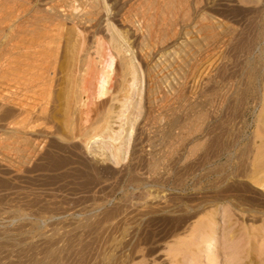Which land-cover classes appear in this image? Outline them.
<instances>
[{
  "label": "rangeland",
  "instance_id": "1",
  "mask_svg": "<svg viewBox=\"0 0 264 264\" xmlns=\"http://www.w3.org/2000/svg\"><path fill=\"white\" fill-rule=\"evenodd\" d=\"M7 1L16 6L11 7ZM13 1L0 0V264H109L117 256L120 260L123 250L128 253L135 246L133 259H127L125 264L134 261L137 264L145 261L176 264L168 254L169 248L186 237L191 247L185 255L178 256L182 261L177 264H264V188L253 187L252 180L238 170L243 161L251 162L256 148L253 139L260 142L256 136L259 122L264 126V0H181V3L175 0L174 3H179L177 8L171 0L169 3L174 7L171 10L168 5V16L165 15L160 27L162 30L165 27V31L159 28L160 33L151 44L153 48L148 49H152L151 54L147 50L148 58L144 55L146 51L139 47L141 32L136 33L132 24L121 19L122 12L130 8L128 4L134 0H107L111 8L114 7L102 16L101 26L106 29L108 20L115 23L117 29L133 26L135 36L131 41H135L132 44L135 50L132 53L140 70L135 91L126 94L133 96L131 103L135 110H126L112 123L114 131L121 136L117 142L125 138L120 145L124 156L121 163H116L117 158L112 154L115 149L109 138L100 142L93 139V147H86L70 130L67 131L69 139L58 138L54 123L37 124L38 129L46 130V138L41 137L40 149L33 156H24L22 140L16 138V143L12 140L13 145L9 144L8 131L12 124L3 117L5 107L10 105L6 103H9L8 97H23V88L27 86L23 83L25 77L21 79L24 57L20 52L24 44L27 45L22 41V34L29 32L31 36L41 28L39 20L38 24L29 17L28 22V17L18 15L22 10L18 7L20 0ZM133 2L131 4L135 5ZM149 2L132 6L147 5L153 11L156 1ZM34 4L43 6L45 3ZM165 22L168 23L164 26ZM206 25L210 27L208 31L203 30ZM189 28L193 31L187 38L201 37L199 56L204 60L200 58L198 74L191 73L189 83L181 89V71L175 73L173 68L181 60L185 32ZM196 28L202 30L198 33ZM35 35L36 38L38 35ZM126 55L130 56L131 52ZM147 70L152 71L153 76ZM147 72L150 79L158 82L159 88L149 80ZM149 84L155 87L151 99ZM193 89L198 91L197 97L183 106L182 92ZM49 96V100L44 98L43 101L50 107L54 103L53 93ZM110 97L105 98L109 104ZM140 105L141 113L138 112ZM103 108L101 106L98 112ZM98 112L93 111V122L99 118ZM190 116L197 118L188 119L186 123L185 118ZM124 121L126 124L120 129ZM183 123L187 126L189 123L187 131L183 130L186 127ZM183 131L189 136L185 137ZM56 140L63 143L61 148L56 147ZM196 140L201 143L200 147ZM192 144L196 145L190 147L195 152L189 156L188 148ZM216 166H220V171ZM245 186L250 189L243 190L248 189ZM219 191L224 194L228 191L230 199H220L217 203L214 196ZM230 200L241 205L234 207ZM216 208L215 229L208 233L201 228L191 239L189 235L199 217ZM225 209L232 213L229 217L224 215ZM210 233L219 237L215 254L206 250L204 238ZM122 246L126 249L121 250Z\"/></svg>",
  "mask_w": 264,
  "mask_h": 264
},
{
  "label": "bare ground",
  "instance_id": "2",
  "mask_svg": "<svg viewBox=\"0 0 264 264\" xmlns=\"http://www.w3.org/2000/svg\"><path fill=\"white\" fill-rule=\"evenodd\" d=\"M10 1H13V0H10ZM140 1L134 0V2L133 1L132 2L135 5H136V3L138 4V3H142V2L146 4L150 0H148V2H146L147 0L145 2L143 0H142V2H140ZM154 1H156V6L153 10L154 12L151 11L152 7H149V9H148L147 5H146L147 7L145 5H143L146 8L145 7L142 8L141 7L142 4H141L140 7L135 8V7H133L135 5L131 4L132 2H130V5L128 4V6L130 8L126 7L127 11L125 10L122 12V13H124V15L122 14L123 18H121L122 20L124 19V22L126 21V23H127V21H128L129 24H132L134 26L136 33H137V31L141 32V34H140L141 40L139 39L138 43H139L140 50L144 51V53L146 51V54L143 53L145 55V57L149 54V53L147 54V50L151 47L152 41L154 42L156 35L158 33H160V30H162L161 28L163 26L162 25L163 21L165 20V15L167 13L168 5L170 4L169 6H171V3H169L171 0H168V2H167V0H154ZM174 1L175 0H173L172 2H173V4H175V7L173 5L172 6L174 8H177L176 7L177 3L176 2L174 3ZM7 2H9V1H7ZM36 2H41V3H45V4L44 5L41 4L43 6H39V5L34 4ZM150 2H152V0ZM9 3L11 5V2H9ZM13 3H14V1H13ZM19 3L21 5L20 4L18 5V3H17V5H18V7L19 6L22 7V10L20 11V13H18V15L22 14L26 18L28 17V19L26 21H28L30 18H32V20L34 19V21L36 19V21H35L36 23H38V24H39V22L41 23L40 24L41 28L39 27L40 30H36L39 32L33 33L30 31L31 33H33L31 36L29 35V32L26 34L24 33L25 35L22 34V36H24V37H22V41L24 40L27 43V45L24 44V48L20 52L22 54V56L24 57V59L22 60L23 63L21 65L24 67V71L22 70L23 67L20 70H22L24 73L23 77L21 79H23L25 77L23 80L24 81L23 83H25L27 86L23 88V90H25V94H23V97H22V95L21 96L15 95V97L20 96L19 98L8 97L9 103H6V104H8V105L10 104V105L5 107L6 109L4 110V116H3V117H6L8 120H10L8 124H12V126L10 125L12 129L8 126L9 130H10V131H8L9 135L7 134L8 138L10 137L9 139L11 141L13 140L15 143L17 141L16 138L18 140L19 139L22 140L23 143L25 142L26 144L24 143L25 146L22 148V152L24 153V156L30 157L31 155L33 156L34 154H36L38 152V150L40 149L39 146L41 144L40 143L41 137L44 138L45 137L44 135L46 133L45 132L46 130L44 131V130L38 129L37 124L40 122V124H42V125L45 124V126H48V124L54 123V125H53L55 127L54 132L59 135L58 138L60 137L61 139H66V138L69 139L67 131L70 130V131H73V133H75V137L80 138L81 139L80 141L87 145L86 147H89L90 145H91L90 147H93L92 146V140L93 139L100 142L99 140H101V139H104L106 137L109 138V140L111 141L110 145L112 147H114V149H115V151L112 154L114 155L115 158H117L116 163H121V161L124 160V156L122 154L123 151H122V148L120 145L125 142L124 141L125 138H123L122 142H119V143L117 142L118 138L121 136L117 135V133L114 131L112 123H113L115 117L123 116V114L126 110H128V109L129 110H131V109L135 110L134 104L131 103V101L133 100V96L131 94L126 95L128 93H133L135 91V88H134L135 81L140 76L139 75L140 70L138 69L139 68L138 63H136V61L133 57V53H132L135 50L134 49L135 45H132L133 43H135V41L134 42L131 41L133 39V36H135L133 34L134 32H132V30H131V27H133V26L129 25L130 29L129 28L126 29V27H125V29H117V27L115 26V23L111 24L110 21L108 20L107 25L104 26V28H106V29H103V26H101V20L100 19L102 18V16L106 12L110 11V9L112 10L114 7V6H112V8H111V5L109 3H107V0H20ZM180 3H181V0H180ZM1 4H3V3L1 2ZM152 4H150V5H152ZM182 4H184V1L182 2ZM177 5H179V3ZM12 6L14 7L16 5H11V7ZM136 6H139V4ZM152 6H154V5H152ZM172 6L170 7L171 10L173 8ZM183 6H185V5H183ZM18 7H17V9H18ZM42 7H44V8H42ZM121 11H122V8H121ZM169 11L170 10H168V14H170ZM173 12L175 13L176 11H173ZM14 14L16 15V13H14ZM167 16L168 15H166V17ZM26 18H24V19H26ZM121 19H120V21H121ZM38 20H39V22H37ZM30 21L31 20H29L28 22H30ZM168 22H169V20H168ZM167 23L165 22L164 26H165V24L167 25ZM42 25H43V29H45V31L42 29ZM53 27H54V30L52 29ZM159 28H160V30H159ZM199 28H201V26ZM209 28L210 27H208V25H206L203 27V30H207ZM164 29H165V27H164ZM164 29L162 31H165ZM196 30H197V28H196ZM201 30L202 29H199L196 32L201 31ZM192 31L193 30L191 28H189V30H187L185 32L187 35H185L186 38L184 39V43L182 45L183 46L182 47L183 55L180 57L181 60H179L180 62L178 63V65L176 66L174 64L175 67L173 66L174 67L173 71L175 73H177V72L179 73L181 71L180 72L181 76H179V78L182 77L181 79H183V80L181 82L178 81L179 84L181 83V85H180L181 89H182V87H186V84L189 83V82L187 83V80H188V77L191 73L194 75L198 74L197 69L201 65L200 64L201 61L204 60V58L202 59V57L199 56L200 55V52H199L200 49L199 48L201 47V46H199V43H200L199 39L201 40V37L198 38L197 36H193V38L191 40H190V38H187L188 35H190V33ZM207 31H205V33ZM106 32H108V34ZM35 33H37V35H38L36 38L34 37ZM204 35L205 34H203V36ZM162 36H163V33H162ZM32 37H34L35 39ZM158 37H159V35H158ZM31 38H32V40H31ZM136 39H137V37H136ZM160 39H162V38H160ZM204 39H203V41H205ZM191 41H192V44H191ZM200 45H202V44H200ZM151 48H153V47H151ZM151 50L152 49H150L148 51L150 52ZM200 51H202V50H200ZM127 52H131V55L127 56L126 55ZM139 52H141V51H139ZM150 54H151V52H150ZM174 56H176V55H174ZM148 57H146V58H148ZM200 58L202 59L201 61H200ZM164 62L165 61H163V63ZM167 62H165V63H167ZM170 64H171V62H169V65ZM176 64H177V62H176ZM165 65H168V64H165ZM178 69H179V71H178ZM147 71L149 72V74L152 73V71H149V70H147ZM169 71L171 72L170 69H169ZM148 72H147V74H148ZM160 72H161V70H160ZM174 72H173V74H174ZM158 73L156 72L155 74H158ZM149 74H148V78L151 81L152 78L150 79ZM192 74L190 76H192ZM178 75H180V74H178ZM151 76H153V73ZM174 77H176V76H174ZM169 78H171V77H169ZM190 78L191 77H189V79ZM194 80H196V79H194ZM156 82H155V86L157 85ZM164 83H165V81H164ZM151 85H150V89L148 92L150 99H151L150 96H152L154 94V88H155L153 86L151 87ZM157 87H158V85L156 86V88ZM172 87L173 86H171V89L173 90ZM174 88H176L175 85H174ZM113 91L114 92L116 91L115 95H113L114 94ZM186 91L182 92L183 94L181 96L182 97V101H181L182 105L185 107L188 104L187 102H189V100H191L192 97L195 98L196 93L198 92L196 89H193L192 91L188 90V93L192 92L191 94H188ZM156 92L157 91H155V93ZM52 93H53V99H51V100H54V103H53V106L49 107V105L47 106V102L44 103L43 100H44V98L48 99L47 96L50 97L49 95H51ZM108 95H111V97H110L111 103L110 104L107 103L108 101H105V98ZM149 101H151V100H149ZM201 101H199V102H201ZM207 101H209V100H207ZM115 102H118L119 104H115ZM202 103L203 102H201V104ZM196 104H197V106H199L198 104H200V103L197 102ZM203 104H204L203 107H207V106H205V103H203ZM101 106H103L104 108L98 112V110ZM195 107H193V109L196 111ZM119 108H121V109L119 110ZM200 108L201 107H199V109ZM218 108H219V106H218ZM95 109L99 113L98 114L99 118L97 117L98 119L96 121L94 120L95 122H93L94 118L92 116V113ZM141 110H142V107L140 105L138 112L141 113ZM184 113H187V111H185ZM193 113H197V112H193ZM204 114H205V112H204ZM199 115L200 114L197 113L196 116H199ZM192 117H194V114ZM262 117H263V115H262ZM262 117H260V118L263 120ZM126 118H128V120H129V116H126ZM196 118L197 117H195V119ZM182 119H183V115H182ZM185 119H186V123H187L188 119L191 120L192 118L190 116V118H185ZM195 119L193 118L192 120L195 121ZM201 120H202V118H201ZM196 121H198V120H196ZM135 123H136V121L133 122V127H132L133 129L135 127ZM184 123H185V121H184ZM189 123L191 124V121ZM189 123H188V126H189ZM194 123H196V122H194ZM199 123H197L198 126H199ZM260 123L261 122H259V124ZM125 124H126L125 121L121 122L120 129H122V127ZM183 124H181V125L184 127L185 124L184 125ZM259 124H258L259 128L257 126L258 130H256V132L257 131L258 132L256 133V136H257V138H259L260 142H258V140L256 138L253 139L256 148H255L253 157L251 159V162L248 160L246 161L248 163L243 161L244 162V163L242 162L243 165L241 163L240 166H238V170L240 169V171L242 172L241 173L242 176L244 174L252 180V186L253 187H255V188L260 187L262 189V188H264V126L262 124H260V125ZM192 125L195 126V124H192ZM38 126H39V124H38ZM182 126H181V129H183ZM185 126L186 127H184L183 130L187 131V129H189L190 127L187 128L188 126L187 125H185ZM51 127H52V125H51ZM201 127H203V126H201ZM201 127H200V129H201ZM185 128H187V129H185ZM210 130H211V128H210ZM188 131H189L188 132V134H189L190 130H188ZM197 131L199 132V129ZM193 132H194V130H193ZM210 132H212V131H210ZM183 133H184V135L186 134L185 137L189 136V135L187 136V133H185L184 131H183ZM195 136H197V135H195ZM182 139L184 140V137ZM182 139H181V141H183ZM188 139H189V141L191 140L190 138H188ZM188 139L186 138V140H188ZM205 139L206 138H204V140ZM11 141H9V144L11 145V143H12V145H13L14 142L13 141L11 142ZM22 141H18V142L21 143ZM184 141H183V143H184ZM196 141H198V140H196ZM58 142H60V141L59 140L57 141L56 147L61 148L63 143L62 142L58 143ZM186 142H188V141H186ZM200 142H201V140H200ZM183 143H181V144H183ZM198 143H199V141H198ZM198 143L197 144L195 143V144L198 145ZM10 145H8V147H10ZM200 145H201V143H199V147H200ZM191 146L193 147L194 144L189 146L188 151L191 150V148H192ZM252 146H249V147H252ZM199 147L197 146L196 148H198V150H199ZM249 147H247L248 150H250ZM183 148H185V147H183ZM194 150L195 149L193 148V150H191V153L189 152V156H190V154L192 155V151H194ZM198 152L196 151V153H198ZM221 152H223V150ZM221 152H219V154ZM238 152L240 153V150ZM247 152H249V151H247ZM105 154L106 153H103V155H105ZM233 154H234V152H233ZM155 155H157V154H155ZM187 155H188V153H187ZM185 156H186V154H185ZM233 156H235V155H233ZM251 156H250V158H251ZM152 157H154V156H152ZM162 157H164V156H162ZM186 157H188V156H186ZM184 160H186V159L184 158ZM244 160H246V157L244 158ZM240 161H242V160H240ZM158 163H160V162H158ZM158 163L155 162V164H158ZM201 163H202V160H201ZM219 167H217L216 170H219L218 169ZM236 171H237V169H236ZM210 172H212V171H210ZM214 172H216V171H214ZM223 172H224V170H223ZM239 174L240 173L238 172V175ZM207 177H208V175H207ZM229 180H231V179H229ZM229 186H230V184H229ZM240 188H241V185H240ZM246 188H248V187H246ZM232 189H234V188H232ZM249 189L250 188L243 189V190H249ZM227 192L225 194L223 192H220V191L217 192V194L215 193L214 200H216L218 203V201L220 199H224V198H226V200L230 199L229 198L230 194H227ZM230 192H231V190H230ZM148 193H150V191ZM234 193H236V192H234ZM253 193H254V191H253ZM230 202L232 203V206H234V207H236V205L237 206L241 205L239 202H234L232 200H230ZM240 202H242V201H240ZM256 208H258V207H256ZM242 209H243V207H242ZM121 210H122V208H121ZM217 210H218V208H216L215 210L205 212V213H203L202 216L199 217V221L194 225L193 229L191 230V234L189 235L191 239L195 237L197 231L201 228L206 229V231L208 233L211 230L215 229ZM242 213H244V212H242ZM230 214H232L230 211H228L227 209L224 210V215L226 217H229ZM187 238L188 237H186L185 239L184 238L179 239L174 243V245L170 246L168 254L172 258V260L174 259V261H172V263H174L175 261H176V264L180 263L182 261L180 258L181 256L180 257H178V256L182 253H184V255H185L186 251L191 247L189 240H187ZM204 240L206 242V250L211 254H215L216 253L215 246L217 245V243L219 241V237L216 235V233H210L207 238H204ZM136 247L137 246H135V249H136ZM122 248H124V247L122 246L121 250H122ZM124 249H126V248H124ZM134 250L133 249L131 250V248H130L128 253L123 252V251H125V250H123L122 253L120 254L121 255L120 257H122V258H120V260H119L117 258L119 256H117V257H115L116 259H113V261L109 264H125L124 261H126L127 259H129V260L133 259ZM118 252H120V251H118ZM151 255H153V254L151 253ZM215 262L217 263V259H215ZM126 264H137V263H135V261H134V262H127ZM141 264H148V263H146V261H145V262H142Z\"/></svg>",
  "mask_w": 264,
  "mask_h": 264
}]
</instances>
